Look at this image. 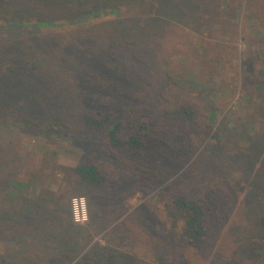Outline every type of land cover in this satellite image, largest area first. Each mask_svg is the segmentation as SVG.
<instances>
[{"label":"rangeland","instance_id":"rangeland-1","mask_svg":"<svg viewBox=\"0 0 264 264\" xmlns=\"http://www.w3.org/2000/svg\"><path fill=\"white\" fill-rule=\"evenodd\" d=\"M42 15L49 19L0 26V45L43 36L51 57L66 56L49 85L60 102L30 111L77 133L83 113L128 111L143 100L137 120L158 129L142 161L111 154L88 134L43 141L0 122V224L32 200L41 212L34 226L26 218L0 225V264H110L109 256L128 253L154 264L143 253L166 225V185L176 180L210 203L214 236L198 264H234L248 222L264 214V0H108L72 18L49 8ZM117 66L120 74L110 72ZM185 103L197 115L190 158L174 140L182 128L168 122L159 131L162 113ZM88 157L108 174L103 194L74 174ZM159 174L169 181L153 190Z\"/></svg>","mask_w":264,"mask_h":264},{"label":"trees","instance_id":"trees-1","mask_svg":"<svg viewBox=\"0 0 264 264\" xmlns=\"http://www.w3.org/2000/svg\"><path fill=\"white\" fill-rule=\"evenodd\" d=\"M103 1L106 3L108 0H0V26L8 24L13 28L31 20L49 19L42 15L44 8L60 13L62 17L72 18L96 9ZM36 10L37 16L34 18L31 14ZM48 42L46 37L35 36L0 45V122L12 128L24 129V132L34 139L43 141L53 138L54 134L71 141L80 139L79 133L83 134L82 138L88 134L99 138L102 147L111 154L120 157L128 154L133 159L145 160L148 144L152 143V133L158 129V124L148 119L137 120V116L142 112L140 108L143 100L129 107L128 111L96 109L83 113L80 117L82 131L77 133L74 127L67 129V126L61 125L55 129L56 123L51 125L52 122H47L30 111L33 105L44 107L58 105L60 102L58 92L49 90V85L53 82L54 66L61 65V56H66L58 50L57 55L51 57L46 50ZM69 60L73 62L72 59ZM110 72L120 74L122 69L117 66L110 69ZM18 105L27 106L23 108ZM196 116L193 105L185 103L173 110L164 111V123L159 127L161 133H167L168 122L182 128L183 133L176 135L174 140L180 144L177 151L188 154L189 158L193 156L196 147L190 137L195 128ZM55 122H58V117ZM205 136L216 138V135L210 133ZM73 171L82 183L96 193L103 194L109 190L108 174L100 162L93 158L81 160ZM168 181L167 176L159 174L153 176L150 184L152 189L156 190ZM178 183L179 180H176L166 185L168 193L163 206L166 225L153 241L147 242L149 249L146 247L143 253V256L150 258L154 264H187V261L188 264H198V254H205L214 236L208 199L190 197ZM32 202L24 210L3 216L4 221L1 224H20L26 218L30 222L29 226H34L33 220L40 217L41 212L36 210L35 203L33 200ZM43 216L44 219L48 218L45 213ZM15 234L22 235L20 238L26 236V232L21 231ZM236 253L238 257L232 260L234 264H264V214L257 213L252 216ZM109 261L110 264H138L136 254L133 253L114 254L109 256ZM218 262L224 264L220 259ZM25 264H34V261ZM84 264L91 263L86 259Z\"/></svg>","mask_w":264,"mask_h":264},{"label":"built area","instance_id":"built-area-1","mask_svg":"<svg viewBox=\"0 0 264 264\" xmlns=\"http://www.w3.org/2000/svg\"><path fill=\"white\" fill-rule=\"evenodd\" d=\"M74 214L76 216V222H80V214L82 215V207L80 205L76 206V210H74ZM81 211V212H80Z\"/></svg>","mask_w":264,"mask_h":264}]
</instances>
